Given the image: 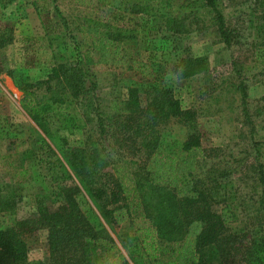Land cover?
<instances>
[{
	"label": "rangeland",
	"instance_id": "obj_1",
	"mask_svg": "<svg viewBox=\"0 0 264 264\" xmlns=\"http://www.w3.org/2000/svg\"><path fill=\"white\" fill-rule=\"evenodd\" d=\"M116 2L119 8L111 7L109 0H0V195L16 198L11 212L0 211V228L32 215L38 201L49 209L57 206L59 176L63 168L72 174L65 162L66 145L82 139L79 129L70 133L53 126L51 136L44 135L20 104L22 83L43 78L53 63L79 59L90 48L89 35L80 29L85 24L118 17L116 25L137 29L134 38L119 43V53L143 62L155 85L169 88L182 108L196 111L193 129L199 135L200 154L191 176L198 187L216 191L213 210L225 202L231 209L227 231L236 250L222 264H246L241 244L264 236V0H215L227 42L218 32L214 13L201 0ZM144 4L146 12H133ZM144 21L146 28L141 30ZM90 55L95 58L94 50ZM186 57H203L207 72L176 78L172 67ZM131 66L136 63L85 66L95 84L93 93L104 107L123 97L130 85L139 88L143 100L149 76ZM165 127L168 138L183 139L190 130L172 120ZM116 158L114 154L112 160ZM129 158L127 154L117 158L128 166L121 169L128 186ZM75 198L90 223L104 228L127 258L121 243L132 242L139 234L136 228L145 222L131 214L110 225L83 191ZM23 240L26 264H43L46 231L26 232Z\"/></svg>",
	"mask_w": 264,
	"mask_h": 264
},
{
	"label": "trees",
	"instance_id": "obj_2",
	"mask_svg": "<svg viewBox=\"0 0 264 264\" xmlns=\"http://www.w3.org/2000/svg\"><path fill=\"white\" fill-rule=\"evenodd\" d=\"M201 1L214 13L218 32L227 42L215 0ZM109 5L119 8L116 0H109ZM146 11L145 4L133 9L135 13ZM111 20L95 19L80 28L89 35L90 48L75 62L53 63L43 78L22 83L20 104L44 135L51 136L56 129L70 133L79 129L82 139L66 145L65 162L72 174L62 167L57 206L49 209L38 201L32 215L0 228V264H26L23 234L37 229L46 231L47 260L43 264H222L236 250L233 235L227 231L232 217L228 202L213 210L216 191L198 187L191 176L200 154L199 135L193 129L196 111L182 108L169 88L155 85L143 62L119 53V43L134 38L132 32L137 29L116 25L118 17ZM129 62L136 63L131 68L149 76L143 100L139 88L130 85L123 97L104 107L93 93L95 84L85 66L129 67ZM197 72H207L203 57L180 58L172 67L176 78ZM245 95L242 89V99ZM171 120L190 129L183 139L168 138L165 126ZM114 154L130 156L129 186L122 181L121 171L128 166L117 158L113 161ZM80 191L110 225L131 214L145 222L136 228L139 234L132 242L121 243L127 258L110 234L94 227L81 211L75 198ZM15 202L13 194L0 195V211L11 212ZM261 208L264 212L263 192ZM241 245L246 264H264V236Z\"/></svg>",
	"mask_w": 264,
	"mask_h": 264
}]
</instances>
